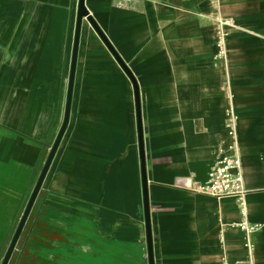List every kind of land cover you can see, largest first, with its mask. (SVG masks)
Returning a JSON list of instances; mask_svg holds the SVG:
<instances>
[{
    "label": "crops",
    "instance_id": "0c3cea01",
    "mask_svg": "<svg viewBox=\"0 0 264 264\" xmlns=\"http://www.w3.org/2000/svg\"><path fill=\"white\" fill-rule=\"evenodd\" d=\"M85 3L140 89L155 264H264V0H222L230 69L212 0ZM78 5L0 0V264H149L133 82L85 18L69 124L25 214L64 120ZM230 94L252 251L237 197L192 188L229 139Z\"/></svg>",
    "mask_w": 264,
    "mask_h": 264
},
{
    "label": "built area",
    "instance_id": "2783aa9c",
    "mask_svg": "<svg viewBox=\"0 0 264 264\" xmlns=\"http://www.w3.org/2000/svg\"><path fill=\"white\" fill-rule=\"evenodd\" d=\"M138 0H116L120 7L135 8ZM218 8L219 15L216 20L219 24L216 32L217 52L215 59H220L225 68L228 66V35L229 21L221 11L222 0H212ZM230 81V74H228ZM227 133L230 141H224L214 150V159L206 168V176L203 180H192V188L215 197L234 196L237 197L241 213L244 219L237 226L245 233V245L249 251L253 250L251 235L260 227L259 223L247 220L248 207L246 196L249 192L244 175L242 155L240 152V140L237 129L239 116L232 105L228 109ZM252 264V263H250Z\"/></svg>",
    "mask_w": 264,
    "mask_h": 264
},
{
    "label": "water",
    "instance_id": "95a60500",
    "mask_svg": "<svg viewBox=\"0 0 264 264\" xmlns=\"http://www.w3.org/2000/svg\"><path fill=\"white\" fill-rule=\"evenodd\" d=\"M87 19L90 24L95 28L98 32L102 40L114 54L116 59L125 69L129 77L131 78L134 86V93H135V104H136V114L138 117L137 122V130H138V140H139V149H140V164H141V175H142V189H143V204H144V213H145V226H146V235H147V245H148V259L149 264H155L154 261V249H153V232H152V222H151V207H150V196H149V184H148V176H147V165H146V153H145V140H144V129H143V122H142V108H141V99H140V89L136 78L134 77L132 71L115 50L114 46L112 45L109 38L106 36L104 31L100 28L97 22L94 20L93 16L90 14L89 9L86 6L85 0H79L78 5V12H77V22H76V30H75V40L73 46V54L71 59V67H70V75H69V85H68V94H67V102H66V109L64 120L61 125V128L57 134V137L54 141L53 146L51 147L50 153L48 158L45 162V165L40 173V176L35 184V187L31 193L29 198L25 214L28 215L32 205L34 204L38 192L42 186L44 178L47 174V171L51 165V162L58 150V147L62 141L63 135L68 127L69 120H70V112H71V102H72V93H73V86H74V78H75V71H76V62H77V54H78V45H79V38H80V31L83 20ZM2 264H5L3 261Z\"/></svg>",
    "mask_w": 264,
    "mask_h": 264
},
{
    "label": "rangeland",
    "instance_id": "374dc122",
    "mask_svg": "<svg viewBox=\"0 0 264 264\" xmlns=\"http://www.w3.org/2000/svg\"><path fill=\"white\" fill-rule=\"evenodd\" d=\"M214 5V4H213ZM219 15V13H218V8L216 7V5H214V12L212 13V15H211V19H212V21H213V24L216 26V28H215V31L217 32V28H218V26H219V24H218V22H217V20H216V18H217V16ZM229 27L228 28H232L233 27V24L229 21V25H228ZM216 44H217V38H216ZM214 60L216 61V63H220L221 62V60L220 59H215V55H214ZM230 61H231V58H230V56H229V59H228V62H229V69H230ZM232 79V77H231V72H230V80ZM230 91H232L231 89H230ZM231 93V92H230ZM234 106V108H235V111H236V103H235V101H234V99H233V95H231L230 94V103H229V105H228V107H227V113H228V109L231 107V106ZM227 118H228V115H227ZM227 119H226V121H225V127H226V125H227ZM227 128V127H226ZM237 129H238V124H237ZM238 134H239V132H238ZM228 140H226V141H230V137L228 136Z\"/></svg>",
    "mask_w": 264,
    "mask_h": 264
}]
</instances>
